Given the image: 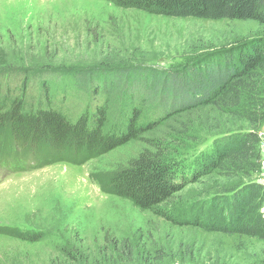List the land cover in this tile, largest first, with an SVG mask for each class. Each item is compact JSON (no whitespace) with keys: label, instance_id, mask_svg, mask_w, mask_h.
<instances>
[{"label":"rangeland","instance_id":"1","mask_svg":"<svg viewBox=\"0 0 264 264\" xmlns=\"http://www.w3.org/2000/svg\"><path fill=\"white\" fill-rule=\"evenodd\" d=\"M259 31L255 21L154 15L115 0H0V71L25 70L34 81L39 71L59 70L62 78L52 83L59 96L70 92L77 69L132 65L184 73L227 63L236 42ZM141 111V127L160 115L152 106ZM163 123L82 163L1 154L0 264H251L261 256L264 244L256 238L196 223L202 213L208 219L212 195L236 179L214 173L188 183L163 207L176 221L114 193L112 175L141 151L159 152L164 162L178 163L181 175L191 174L216 138L197 125L198 131L176 132ZM259 180L264 184L263 171Z\"/></svg>","mask_w":264,"mask_h":264},{"label":"trees","instance_id":"2","mask_svg":"<svg viewBox=\"0 0 264 264\" xmlns=\"http://www.w3.org/2000/svg\"><path fill=\"white\" fill-rule=\"evenodd\" d=\"M115 2L154 15L255 21L260 33L238 40L230 62L215 60L184 73L132 65L77 69L72 72L70 92L59 96L52 93V83L62 78L59 70L39 71L33 81L25 70L2 69L0 155L23 153L45 164L82 163L138 139L160 119L176 132L208 129L216 138L191 174L181 175L177 162H164L159 152L148 148L112 175L114 193L176 221L163 207L188 183L214 173L236 179L220 186L221 195H212L208 219L202 213L197 226L264 244V184L259 180L264 140V0ZM101 71L107 76L101 77ZM125 97L134 102L133 107ZM149 106L160 115L141 127V107ZM251 264H264V253Z\"/></svg>","mask_w":264,"mask_h":264},{"label":"built area","instance_id":"3","mask_svg":"<svg viewBox=\"0 0 264 264\" xmlns=\"http://www.w3.org/2000/svg\"><path fill=\"white\" fill-rule=\"evenodd\" d=\"M264 152V140H263V143H262V154Z\"/></svg>","mask_w":264,"mask_h":264},{"label":"crops","instance_id":"4","mask_svg":"<svg viewBox=\"0 0 264 264\" xmlns=\"http://www.w3.org/2000/svg\"><path fill=\"white\" fill-rule=\"evenodd\" d=\"M262 171H263V176H264V158H263V167H262Z\"/></svg>","mask_w":264,"mask_h":264},{"label":"bare ground","instance_id":"5","mask_svg":"<svg viewBox=\"0 0 264 264\" xmlns=\"http://www.w3.org/2000/svg\"><path fill=\"white\" fill-rule=\"evenodd\" d=\"M10 205H11V204H10ZM10 205H8V207H9ZM10 207H12V206H10Z\"/></svg>","mask_w":264,"mask_h":264}]
</instances>
